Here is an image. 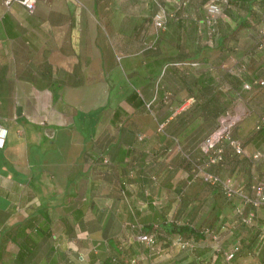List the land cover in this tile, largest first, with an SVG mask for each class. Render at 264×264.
<instances>
[{
  "label": "crops",
  "instance_id": "0c3cea01",
  "mask_svg": "<svg viewBox=\"0 0 264 264\" xmlns=\"http://www.w3.org/2000/svg\"><path fill=\"white\" fill-rule=\"evenodd\" d=\"M206 1L35 0L29 12L0 0V264H264V217L240 221L189 171L226 166L244 189L264 179V127L252 129L264 85L241 88L264 78L252 37L264 0H228L211 27ZM238 104L232 136L259 162L226 144L233 161L205 163L199 140ZM163 204L170 216L186 204L179 224L213 220L192 250L169 244Z\"/></svg>",
  "mask_w": 264,
  "mask_h": 264
},
{
  "label": "built area",
  "instance_id": "2783aa9c",
  "mask_svg": "<svg viewBox=\"0 0 264 264\" xmlns=\"http://www.w3.org/2000/svg\"><path fill=\"white\" fill-rule=\"evenodd\" d=\"M17 2L26 8L29 12L33 11L35 0H1L4 6H8L11 2ZM228 0H207L203 7V22L207 26H213L218 16L223 11ZM168 12L162 5H157L151 14V21L156 30H159L165 26ZM253 39L257 43V47L264 49V17L262 18L261 25H255L253 27ZM167 64L177 65L180 61L173 60L168 61L164 64L163 69ZM264 85V78L254 76L250 79L244 80L241 83V88L244 90H250L253 87H260ZM148 106V103L146 104ZM246 114V109L242 108V105H233L227 107L221 111L216 117L214 126L209 130L198 142L197 147L200 152L205 155V163L212 164L222 158L223 144H227L237 154H242L250 159L257 160L261 157V153L258 150L253 152H247L241 142L230 134L231 129L238 122H240ZM264 127V113L259 112L252 124L253 130H259ZM4 128L0 127V145L3 143ZM192 177H199L202 181L207 184L217 186L220 192L226 197L231 198L232 196L238 197L241 205H235L234 211L242 222H250L257 211L264 217V185L261 182L254 181L248 184L247 189H242L230 178L221 177L218 174L203 170L198 165H192L189 170ZM243 205H248L251 210L244 211ZM137 238L142 240L149 250H152L154 246V233L142 232L139 233ZM264 238V234H260L257 242L260 243ZM168 242L171 246H177L180 248L187 247L190 250L194 247V242L189 237H184L178 233L170 234ZM238 250V245L234 244L231 248L223 252V259L228 261L234 256ZM132 264H140L139 258H131Z\"/></svg>",
  "mask_w": 264,
  "mask_h": 264
},
{
  "label": "rangeland",
  "instance_id": "374dc122",
  "mask_svg": "<svg viewBox=\"0 0 264 264\" xmlns=\"http://www.w3.org/2000/svg\"><path fill=\"white\" fill-rule=\"evenodd\" d=\"M262 12L260 13V15L259 16H257V18H256V21H255V23L253 24V27L255 26V25H261L262 24V18L264 17V11L263 10H261ZM255 18V17H254ZM251 19V18H250ZM252 27V28H253ZM242 108H244V109H246L243 105H242ZM246 113H247V111H246ZM247 116V115H246ZM237 124H239V122L237 123ZM237 124L235 125V126H233L232 127V129H231V132H230V134L231 135H234V128L235 127H237ZM223 153H224V156H226V159L228 160V161H233L234 160V154L233 153H231V150L225 145V144H223ZM189 156V155H188ZM196 156H199V155H196ZM190 157V156H189ZM201 157V156H200ZM248 161V160H247ZM249 163H251L250 161H248ZM256 162H259V161H254L253 163H256ZM227 163V162H226ZM257 164V163H256ZM227 167L226 166H220V165H218L217 166V169H218V172H214V173H216V174H218L219 176H221V177H230L235 183H238L237 185H238V187H240V188H242L243 186H241L242 184H241V182H240V184H239V182H237L236 180H234L233 179V177H232V171H229V170H227L226 169ZM236 173V172H235ZM237 176V175H236ZM254 181H258V182H261L263 185H264V179L263 178H261V177H254V178H251V181L250 182H254ZM205 184V183H204ZM207 185V184H206ZM198 188H200V190H206V186H204L203 188L202 187H198ZM242 189H244V187L242 188ZM212 196H213V198L215 199L216 198V200H217V198L218 197H220L221 199L223 198V200L225 201V203L227 204L228 202H230V205L229 204H227L228 206H229V208L230 209H232L233 211H234V206L235 205H241V202H240V200H239V198L238 197H235V196H232L231 198H226L220 191H216V193H213L212 194ZM234 199V200H233ZM236 200V201H235ZM232 201H233V203H232ZM234 201H235V203H234ZM200 204V203H199ZM198 204V205H199ZM181 206V207H180ZM180 206L179 207H177V208H182L181 210H182V212H177L176 211V213H174V210L172 211V215L170 216L169 214L170 213H165V212H167L166 210H169V208L171 207L169 204H163L162 205V207H163V210H164V218H163V220H165V221H171V222H174V224H179L180 222H181V220L183 221V222H185V221H187L188 220V218H190L189 216H190V214H191V211L188 213V215H187V217H183V219H181V217H182V215L184 216V215H186V210H184L185 209V206H186V204H180ZM245 206L246 205H243V210H245ZM173 209H175V207H173ZM249 209H246L245 211H248ZM177 213H179V215H177ZM234 213H235V211H234ZM236 214V213H235ZM175 215H177V216H175ZM200 215V217L198 218H196L195 219V223H194V226L192 227L197 233L199 232V234L200 235H202V234H206V232L204 231V230H206V229H208V227H209V224H211L212 222H213V220L212 219H207V218H202V216H201V214H199ZM237 216V215H236ZM167 218H169V219H167ZM173 233H176L175 231H173ZM183 235V234H182ZM194 235L195 234H191V235H184L185 237H189L190 238V236L192 237H194ZM256 244V243H255ZM262 244V243H261ZM258 245V243L255 245V246H257ZM262 245H264V243L262 244ZM229 261V260H228ZM226 262H227V260H226Z\"/></svg>",
  "mask_w": 264,
  "mask_h": 264
},
{
  "label": "trees",
  "instance_id": "16d2710c",
  "mask_svg": "<svg viewBox=\"0 0 264 264\" xmlns=\"http://www.w3.org/2000/svg\"><path fill=\"white\" fill-rule=\"evenodd\" d=\"M165 229L168 230V232L170 231H175L176 233L180 234V235H191V234H195L198 235L199 233H197L191 226L187 225V224H166L164 226Z\"/></svg>",
  "mask_w": 264,
  "mask_h": 264
}]
</instances>
